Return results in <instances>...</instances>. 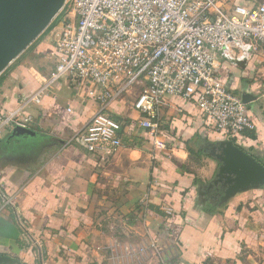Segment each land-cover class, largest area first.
Wrapping results in <instances>:
<instances>
[{"label": "crops", "instance_id": "crops-1", "mask_svg": "<svg viewBox=\"0 0 264 264\" xmlns=\"http://www.w3.org/2000/svg\"><path fill=\"white\" fill-rule=\"evenodd\" d=\"M248 6L264 0H222ZM51 35L0 75V108L17 107L55 68ZM52 62L53 66H50ZM219 78L254 97L252 136L232 140L264 163V48L224 63ZM34 115L36 135L0 138V264H264V185L225 197L212 185L224 130L194 100L168 97L165 148L139 127L135 96L114 103L124 145L89 152L73 135L98 108L88 87L55 84ZM70 109V110H69Z\"/></svg>", "mask_w": 264, "mask_h": 264}, {"label": "built area", "instance_id": "built-area-1", "mask_svg": "<svg viewBox=\"0 0 264 264\" xmlns=\"http://www.w3.org/2000/svg\"><path fill=\"white\" fill-rule=\"evenodd\" d=\"M50 25L55 68L17 107L0 108V138L16 126L32 128L35 117L26 110L54 94L58 82L87 86L98 101L72 137L89 152L124 145L113 105L132 95L138 125L158 148L166 146L163 108L175 95L194 100L230 139L255 130L247 103L219 78V70L264 48V3L227 8L222 0H67Z\"/></svg>", "mask_w": 264, "mask_h": 264}, {"label": "water", "instance_id": "water-1", "mask_svg": "<svg viewBox=\"0 0 264 264\" xmlns=\"http://www.w3.org/2000/svg\"><path fill=\"white\" fill-rule=\"evenodd\" d=\"M66 1L0 0V75L50 26ZM253 98L242 94L247 104ZM12 135L34 136L36 131L16 126ZM213 154L220 168L212 185L223 188L225 197L264 185V163L232 139L220 141ZM2 260L8 261V257L0 256Z\"/></svg>", "mask_w": 264, "mask_h": 264}, {"label": "rangeland", "instance_id": "rangeland-1", "mask_svg": "<svg viewBox=\"0 0 264 264\" xmlns=\"http://www.w3.org/2000/svg\"><path fill=\"white\" fill-rule=\"evenodd\" d=\"M51 29H52V26H49L38 38L35 39V41L31 45H35L39 41L45 40L49 35H51V31H52ZM31 45L28 48H26V50L21 55H23L24 53L26 54V52L29 50ZM52 64L53 63L50 62V66H53Z\"/></svg>", "mask_w": 264, "mask_h": 264}, {"label": "trees", "instance_id": "trees-1", "mask_svg": "<svg viewBox=\"0 0 264 264\" xmlns=\"http://www.w3.org/2000/svg\"><path fill=\"white\" fill-rule=\"evenodd\" d=\"M51 26V25H50ZM247 114H248V116H250L249 115V113H248V111H247ZM250 119H251V117H250ZM252 120V119H251ZM252 121H254V120H252ZM253 133V131H249V132H246V134H248V135H250V136H252L251 134ZM227 136V135H226Z\"/></svg>", "mask_w": 264, "mask_h": 264}]
</instances>
